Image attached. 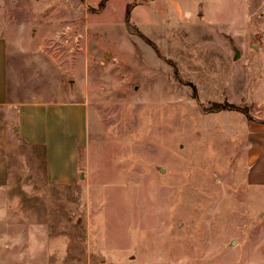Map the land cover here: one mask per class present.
<instances>
[{
    "label": "rangeland",
    "instance_id": "1",
    "mask_svg": "<svg viewBox=\"0 0 264 264\" xmlns=\"http://www.w3.org/2000/svg\"><path fill=\"white\" fill-rule=\"evenodd\" d=\"M0 21L28 42H9L16 100H82L88 120L71 186L10 137L0 264L264 258L246 148L264 122V0H2Z\"/></svg>",
    "mask_w": 264,
    "mask_h": 264
},
{
    "label": "crops",
    "instance_id": "2",
    "mask_svg": "<svg viewBox=\"0 0 264 264\" xmlns=\"http://www.w3.org/2000/svg\"><path fill=\"white\" fill-rule=\"evenodd\" d=\"M1 3L2 0L0 6ZM10 41L23 48L28 45L21 32L13 35L0 33V107L16 109L13 135H10L8 123L0 122V187L9 181L10 160L7 153L11 136L42 150L45 177L49 184L75 185L81 169L80 150L85 147L88 138L87 103L65 98L49 100L34 95L27 100L17 101L10 91ZM261 49L264 53V31ZM38 58L47 60L41 54ZM262 75L264 79V66ZM251 126L249 143L246 145L249 156L248 181L264 187V122H251ZM201 264H264V258Z\"/></svg>",
    "mask_w": 264,
    "mask_h": 264
},
{
    "label": "water",
    "instance_id": "3",
    "mask_svg": "<svg viewBox=\"0 0 264 264\" xmlns=\"http://www.w3.org/2000/svg\"><path fill=\"white\" fill-rule=\"evenodd\" d=\"M241 54V51L238 47L235 48V55H234V58H238Z\"/></svg>",
    "mask_w": 264,
    "mask_h": 264
}]
</instances>
